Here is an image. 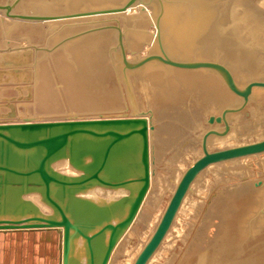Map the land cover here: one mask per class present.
<instances>
[{
    "label": "rangeland",
    "instance_id": "obj_1",
    "mask_svg": "<svg viewBox=\"0 0 264 264\" xmlns=\"http://www.w3.org/2000/svg\"><path fill=\"white\" fill-rule=\"evenodd\" d=\"M14 1L0 0V4H11ZM92 1L19 0L11 13H67L116 3L113 2L114 0H97L99 4L89 3ZM150 1L151 4L147 6L148 14L140 11V4L138 5L140 8L133 6L125 13L98 15L94 18L84 16L59 21L20 19L11 17L6 14V10L0 9V244L5 242L11 248L18 245L24 258L23 261L19 250H10L8 252L10 264H64L63 232L68 228L67 223H69L71 242L69 264H94V261L95 264H133L160 221L177 186L176 181L178 182L184 171L203 154L201 147L203 134L211 127L223 128V124H209L207 122L209 116L220 114L225 107L239 105L242 102V98L228 88L215 70L183 69L155 63L161 69L168 68L172 71H213L221 83L219 84L227 89L228 93L230 92L229 95L234 96L231 97V102L221 107V111L201 106L203 109L195 117L185 118V114L191 112V104L189 105L186 98L189 96L191 103L196 102L194 92L186 94L184 108L179 110V106L174 102L171 103L170 100L167 102L165 98L168 86L165 83L168 81L165 75L168 72L162 76L156 73L152 75V80L147 78L146 82H154L152 86L165 87L163 93L158 94L161 98L160 96L154 98L152 88L149 87L151 83L146 85L144 82L146 78L143 79L140 72L143 68L130 71L129 80L135 105L140 110H153L152 118L146 115L149 126L153 123L154 128L148 130L150 181L145 192L142 189L145 185L143 178L147 173V165L144 162L143 138L134 134L132 137L119 140L116 133H129V129L123 126L121 128L118 124L111 125L99 121L83 122L72 128L59 125L33 130L7 125L8 122H21V114H35L43 119H66L69 112L96 113L108 108L130 107L128 90L122 75L118 31L115 28L105 27L76 39L66 40L67 42L65 39L90 28L119 25L125 32L126 47L138 51L136 56L128 52L129 59L142 57L154 50L159 51L157 35L153 33L157 31L155 20L160 10V3L158 0ZM192 1L163 0L167 10L163 22L164 30L165 26L167 28L170 23L176 22L178 16L192 15L190 13L193 8H203L202 11L214 9L224 15V19L227 15H231L232 19L241 20L243 24L240 26V34L245 38L252 35L253 28L259 27L256 17L260 16V19H264V5L259 0L201 2L196 0L193 3ZM247 2L250 3L248 9L244 7ZM174 5H178L181 10L179 13H176ZM208 18L210 16L206 20ZM176 28L175 31L180 27ZM263 30L262 28L264 34ZM168 33L169 42L175 43L182 38L181 32L177 31L174 38L170 35L173 31L168 29ZM256 38L250 40V43L256 47L259 59L264 52V43L258 40L260 37ZM76 40L82 43L74 48L72 42ZM163 42L173 58L211 59L227 65L234 73L240 87L246 86L252 80H264V74L243 78L242 71L238 75L226 60L219 57L175 55L174 51L168 49L169 43L164 36ZM32 45L52 50L36 49ZM25 46H31L27 48L28 52L21 50L20 53L12 49ZM198 47L196 44L191 49L196 51ZM102 71L108 76L99 78L101 80L97 88L92 76ZM257 89L264 88L257 87L254 91ZM249 104L245 108L247 110L228 115L231 125H234L232 132L242 123L237 116L248 117L252 112ZM14 109L16 115L12 116L10 114ZM161 109H165V114L159 113ZM263 109L264 107L262 111ZM127 111L128 117L134 116L131 108ZM263 113L258 114V118H261ZM229 135L211 136L210 149L229 147L230 145H224L232 140L233 137L229 138ZM260 136L264 137V133L259 136L251 135L252 138L249 136L248 139L245 137L246 139H242L241 143L260 139ZM57 139L61 140L55 141ZM114 141L116 143L106 161L107 148ZM135 141L136 143H133ZM125 147L130 149L124 151L125 153L120 152V149ZM126 153L129 155H125ZM258 155L213 164L204 170L195 181L196 184L193 183L192 191L187 195L170 231L149 263L264 264V186H254L255 182L264 181V153ZM109 161L111 164H108ZM98 172L102 180L118 185H107L100 179L93 178ZM246 186L248 189L258 190L259 193L250 190L244 192ZM93 189L95 191L91 192ZM246 194L252 200H246ZM240 195L245 198L237 200L236 197ZM137 196L140 201L137 211L134 212L133 204ZM234 201L236 206H239L240 212L235 211L237 208H232ZM49 221L57 223L58 226L42 227ZM121 222H125L126 225L115 233V241L108 258L107 246L114 227L105 230L103 234L105 238L102 235L95 238L93 246L97 254L92 256L87 236L90 238L95 236L104 225L117 226ZM79 232L83 234L80 235ZM99 238L103 239L99 240L103 242V247L98 241ZM163 245L167 246L161 254Z\"/></svg>",
    "mask_w": 264,
    "mask_h": 264
},
{
    "label": "water",
    "instance_id": "obj_2",
    "mask_svg": "<svg viewBox=\"0 0 264 264\" xmlns=\"http://www.w3.org/2000/svg\"><path fill=\"white\" fill-rule=\"evenodd\" d=\"M160 3V10L159 13L156 15V26L158 28L157 32V42L159 45V51H151L147 53L146 55L136 58L135 59H129L128 58V52H130L133 55H137L138 51L137 49H128L124 42V36L125 32L123 31L122 27L119 25H107V26H99L87 29L83 32H80L78 34H75L73 36L67 37L65 41L73 40L78 37H81L82 35L96 32L101 30L105 27L115 28L118 31V45L120 49L121 54V61H122V75L125 82V85L128 90L129 97H132V101H130V107L126 106L123 109H113L108 108L104 109L102 111L98 112H69L67 114L66 119H43L41 117L33 115H20L21 122L13 123L8 122L7 125L12 126H20L24 129H37L41 127H55V126H67L69 128H72L75 125H78L83 122H92V121H99L104 122L107 124L115 125L118 124L119 127L123 126L124 128L128 130V134H121L116 133L115 135L118 136V139L128 138L132 137V135H141L142 141H143V149H144V162L147 165V173L146 176L143 178V182L145 185L143 186L142 191L145 192L149 181V168H148V130L149 128L153 129L154 125L153 123L150 124L146 119V115H149L151 118L153 117V110H140L135 105V98L133 94V89L129 80V74L130 71L133 70H139L147 65H166L176 68H183V69H199V68H205V69H212L215 70L224 80L228 88L237 96L242 98V102L239 105L235 106H227L225 107L220 114H212L209 116L207 122L211 125L214 124H223V128L217 129L214 127H211L205 131L202 137L201 147L203 154L199 156L193 163L190 165L182 174L180 180L177 183V186L170 198V201L161 216L160 221L158 222L153 234L149 238V240L145 243L139 254L137 255L135 261L133 264H148L151 258L154 256V254L157 252L161 244L163 243L165 237L167 236L168 232L170 231L177 214L179 213L187 195L190 191H192V185L193 183L198 179V177L201 175V173L206 170L209 166L225 161L235 160L243 157H249L253 155H258L261 153H264V137H261L260 139L249 141L245 143H239L237 145L229 146L222 149H216L211 150L209 145V140L211 136H226L228 135L232 130V125L229 120L228 115L235 112H240L246 108L248 105L251 96L253 94L254 88L257 87H263L264 88V80H252L250 81L246 86L240 87L235 77L230 70V68L215 60L211 59H176L169 55L167 52L164 42H163V36L161 34V28L163 26V17L165 15V5L163 3V0H158ZM19 2V0H15L11 4H0L1 10H6V14L11 17H16L20 19H27V20H35V21H59L63 19H69V18H78V17H94L98 15H108V14H116V13H124L127 11L130 7L141 4L140 11H145L147 9V6L151 4L150 0H120L116 3L104 6V7H87L84 9L75 10L72 12L67 13H53V14H14L11 13V10L13 7ZM66 41V42H67ZM36 49H45L46 51H51L52 49L49 48H40L35 45ZM31 46H25V47H16L12 48L13 50L20 51L25 50L28 52L27 48ZM1 89V87H0ZM1 99V97H0ZM132 109L134 116L128 117V111L129 109ZM12 116L16 115L15 109L11 112ZM97 118H96V117ZM6 126V125H5ZM127 133V132H126ZM114 135V134H113ZM114 135V136H115ZM61 139H57L55 141H59ZM115 141L108 146L107 148V154H105V158L107 161V157L109 156V153L113 146L115 145ZM41 172V169H39ZM93 178L100 179L102 183H105L107 185H118L113 184L111 182H106L102 180L99 177V172L95 173ZM254 186H264V181L260 180L259 182H255ZM254 193L252 194V196ZM249 199V198H246ZM251 199V198H250ZM140 198L139 196L136 197V202L133 204V211L136 212L138 205H139ZM68 228L63 232L64 234V251H65V259L64 264H69V252L71 251V242H70V230H69V223H67ZM126 225L125 222L119 223L117 226L115 225H104L98 233L93 236L89 237L87 236V239L89 240V248L91 250L92 256L94 254H97V252L94 249L93 241L95 238H98L99 236L103 235L105 233V230L107 228H113L114 232L111 236L107 249V258L110 254V251L114 244V237L117 230ZM58 224L52 221H49L48 224L42 225L44 228H50V227H57ZM60 229V228H58ZM105 258V259H107ZM97 259V258H96ZM95 260V259H93ZM106 261V260H105ZM95 264V261H94Z\"/></svg>",
    "mask_w": 264,
    "mask_h": 264
},
{
    "label": "bare ground",
    "instance_id": "obj_3",
    "mask_svg": "<svg viewBox=\"0 0 264 264\" xmlns=\"http://www.w3.org/2000/svg\"><path fill=\"white\" fill-rule=\"evenodd\" d=\"M83 1V0H82ZM103 1V0H102ZM120 0H114L113 2H117ZM190 1V0H189ZM192 1V0H191ZM194 2L196 0H193ZM192 1V3H193ZM204 0H198V2H201ZM237 1V0H236ZM236 1H234L235 3H237ZM263 5H264V0H259ZM99 4V1L97 0H93L92 2L89 3H97ZM235 3L233 4L235 6ZM253 3V2H252ZM260 3V4H261ZM247 5H245L244 7H246V9H248L250 4L249 2L246 3ZM257 4V3H256ZM254 3V5H256ZM138 5L140 4H136L134 6H136L135 8H140ZM244 5V4H243ZM234 6L232 7V9L234 8ZM133 7V6H132ZM175 7V11L176 13L180 12L181 10H179L178 5H174ZM229 7V6H228ZM243 7V6H242ZM261 7V6H260ZM99 8V7H98ZM148 8V7H147ZM184 9H186L185 7H183ZM237 8V7H235ZM130 10L132 9L131 7L129 8ZM128 9V10H129ZM168 9V8H167ZM203 9V8H202ZM202 9H194L193 11H195V13H192L193 11H191L190 14L192 15H187V16H178L176 18V22L178 24H176V22L174 21L173 23L169 24V27L166 28L165 26V30L162 26L161 28V34L162 36L165 37V40L167 43L166 46L168 47V49L171 51H174L175 55L181 56V57H192L191 55H196V57H202V58H211V57H219L221 59H224V61L226 60L231 66V68H233L237 74L239 75V73L242 71L243 74V78L247 79L250 76L253 77L252 75H263L264 74V52L263 54H261V57H257V49L256 47L250 43V40L252 41L253 38L256 37H260L258 40H262V42L264 43V34L262 33V28L264 29V19H260L259 17H256V20L258 22V27L257 29H252V35L245 38L243 34L241 33V28L240 26H242L243 22H241V20L239 19H232L229 15L226 16V20L224 19V15L220 14V12H218V10H214V9H209L211 10V12L208 11H202ZM127 10V11H128ZM129 10V11H130ZM262 10V9H260ZM259 10V11H260ZM125 11V12H127ZM128 11V12H129ZM166 8H165V15H167L166 12ZM213 11V12H212ZM231 11V10H230ZM256 11V10H255ZM258 11V10H257ZM264 11V10H263ZM124 12V13H125ZM141 12H146V14H148V10L146 9L145 11H141ZM256 13V12H255ZM258 13V12H257ZM256 13V14H257ZM150 14V13H149ZM259 14V13H258ZM263 14V13H261ZM164 15V17H165ZM248 15V14H247ZM260 15V14H259ZM210 16L211 19L210 21L206 18ZM246 16V14H245ZM251 16V15H250ZM253 17H255L254 15H252ZM164 17H163V22H164ZM87 18V17H86ZM91 18V17H90ZM94 18V17H93ZM244 18V17H243ZM263 18H264V14H263ZM93 22V21H92ZM91 23V22H90ZM175 23V24H174ZM180 23V24H179ZM257 24V23H256ZM255 25V24H254ZM157 27V26H156ZM176 27H180L178 28V32H181V39H179V41L177 40L175 43L173 41H168L167 37H168V29L170 31H173V34H170L172 36V38H174L175 34L177 31H175L177 28ZM252 28V26H251ZM180 29V31H179ZM175 31V32H174ZM158 32V28L157 31H155L153 33V35H157ZM264 32V30H263ZM172 33V32H170ZM257 34V35H256ZM250 35V34H249ZM263 35V36H262ZM174 36V37H173ZM179 36V35H178ZM262 36V37H261ZM262 38V39H261ZM257 39V38H256ZM255 39V40H256ZM172 40V39H170ZM256 42V41H255ZM261 42V41H260ZM74 45L73 47L75 48L78 44L82 43L79 41H73L72 42ZM86 43V42H85ZM198 44V49L196 51H193L191 49V47H193L194 45ZM261 44V43H260ZM263 45V44H261ZM264 46V45H263ZM87 49V48H86ZM92 50V49H91ZM178 53H175L177 52ZM188 59V58H187ZM225 62V63H227ZM76 64V63H75ZM66 67V66H65ZM85 71V69H84ZM142 76L144 77L143 79L146 78V80H144L145 84L148 85L149 83H151V81L146 82L147 78H152V75L158 73L159 75H165V73H167L165 76L167 78L168 81H166L165 83L168 85L167 86V92H166V101L169 102L172 101L171 103L174 102L175 105L179 106V110L180 108L183 110V106L185 104H183L185 101L184 99L186 98V94H190V92H194L193 94H195V101L194 103H191V99L188 96L186 100L190 106L191 112L190 113H186L185 114V118H188L189 116H193L195 117V115L201 111V109H203L201 106H205L206 108H211L214 109L216 111H218L220 109L221 111V107L226 104L227 102H229L233 96V94L230 96L229 93L226 91L227 89H224L220 84V81L216 75V73H214L213 71H205V70H194V71H184V70H180V71H172L171 69L165 68V69H161V67L159 68L157 65H147L145 67H143V69L140 71ZM234 72V71H233ZM101 74V75H100ZM169 74V75H168ZM218 74V73H217ZM234 74V73H233ZM94 75V74H93ZM110 75V74H109ZM106 78L108 75L107 73H96L95 76H92L93 78V83L96 84L95 87L99 88V84L101 79L99 78ZM89 77V76H88ZM169 78V79H168ZM242 78V79H243ZM97 79V81H96ZM239 79V78H238ZM149 80V79H148ZM152 80V79H151ZM156 81V80H154ZM241 81V80H240ZM99 82V84H98ZM148 83V84H147ZM154 83V82H152ZM150 84L149 87L152 88V92H153V96L155 97H159L161 94V92L163 93V89H165V87L163 85L160 86V88H157L155 86H152L153 84ZM220 83V84H219ZM89 84V83H88ZM156 84V83H155ZM223 85V84H222ZM101 90V89H99ZM191 92V93H192ZM104 93V92H103ZM168 93V95H167ZM193 96V95H192ZM194 97V96H193ZM153 98V99H154ZM161 98V96H160ZM165 98L163 97V100H165ZM234 98V96H233ZM128 99L130 101H132V97H129L128 94ZM194 99V98H193ZM199 103H198V102ZM231 102V101H230ZM196 103V104H195ZM249 104V103H248ZM182 106V107H181ZM199 106L201 108H199ZM186 107V106H185ZM264 107V89L263 90H256L253 92L251 99H250V104H249V108L252 112H250L248 117H244V115H235V117H240L238 119H240L242 121V123L240 124L239 128L237 130H234V132H230L229 135L232 138V140L228 143H225L224 145H235L238 143L243 142V140H245L247 137L251 135H260L264 133V109L262 111V108ZM176 109V108H175ZM162 110V109H161ZM172 110V109H170ZM174 110V107H173ZM172 110V111H173ZM181 110V111H182ZM247 110V109H245ZM164 111V112H163ZM215 111V112H216ZM165 109H163L162 111H159V113H161L162 115L165 114ZM170 112V111H169ZM249 112V111H248ZM211 113V112H210ZM214 113V112H212ZM242 113V112H241ZM247 113V112H246ZM263 113V115H261V118H258V114ZM245 114V113H243ZM160 115V114H159ZM161 116V115H160ZM184 117V116H183ZM198 117V116H197ZM234 117V116H233ZM255 117H257L256 119H254ZM263 117V118H262ZM180 119V118H179ZM185 120V119H184ZM204 120V119H203ZM190 121V120H189ZM233 121V120H232ZM186 122V120H185ZM85 123V122H84ZM180 123V122H179ZM189 123V122H188ZM235 123V122H234ZM233 123V124H234ZM192 124V123H191ZM234 126V125H232ZM91 127V126H90ZM111 128H114L112 126H110ZM103 128V127H102ZM123 128V127H121ZM160 128V127H159ZM185 128V127H184ZM233 128V127H232ZM74 129V128H73ZM107 129V127H106ZM109 129V126H108ZM116 129V128H115ZM126 129V127H125ZM91 130V129H90ZM102 130V129H101ZM105 130V129H104ZM121 130V129H120ZM89 131V130H88ZM94 133V132H93ZM99 133V132H98ZM97 133V134H98ZM106 133V132H105ZM110 133V132H109ZM95 134V133H94ZM104 134V133H103ZM90 135V133H89ZM93 135V134H92ZM110 135V134H109ZM94 136V135H93ZM140 136V134H139ZM95 137V136H94ZM98 137V136H97ZM100 137V136H99ZM98 137V138H99ZM103 136H101L102 138ZM138 137V136H137ZM246 137V138H245ZM261 137V136H260ZM96 138V137H95ZM101 138L99 139V141L101 140ZM134 138V136H133ZM228 138V137H227ZM225 138V139H227ZM239 138V139H238ZM103 139V138H102ZM135 139V138H134ZM212 139V138H211ZM243 139V140H242ZM248 139V138H247ZM128 140V139H127ZM137 140V139H136ZM215 140V139H214ZM228 140V139H227ZM126 141V140H125ZM130 141V140H128ZM133 141V140H132ZM131 141V142H132ZM223 141V140H222ZM247 141V140H246ZM97 142V141H96ZM221 142V141H218ZM127 143V142H126ZM133 143H136L133 142ZM223 143V142H222ZM132 144V143H131ZM129 145V144H128ZM130 146V145H129ZM132 146V145H131ZM137 146V145H135ZM134 146V147H135ZM122 148V147H121ZM129 148H123L120 149V152H126L127 150H129ZM132 149V148H131ZM184 149V148H183ZM119 151V150H117ZM124 152V153H125ZM137 152V151H136ZM101 153V152H100ZM129 153V152H128ZM107 154V153H106ZM116 154V152H115ZM118 155V154H117ZM123 153H122V157H123ZM125 155H129V154H125ZM100 156V155H99ZM98 156V158H99ZM259 156V155H258ZM255 158V156H254ZM260 158V157H259ZM261 159L263 160L262 156ZM115 160V159H114ZM97 161V160H96ZM113 161V160H112ZM259 161V160H258ZM257 161V162H258ZM256 162V161H255ZM262 162V161H260ZM104 163V162H103ZM253 163V162H252ZM259 163V162H258ZM108 164H111L110 161ZM135 164V163H134ZM236 165V164H235ZM234 165V166H235ZM239 165V164H237ZM260 165V164H259ZM101 166V165H100ZM252 166V165H251ZM264 166V164H263ZM263 166L261 168L263 169ZM103 169V168H102ZM120 169V168H119ZM101 171V170H100ZM89 172V171H88ZM106 172V171H104ZM110 172V171H109ZM100 173V172H99ZM102 173V172H101ZM122 173V172H121ZM112 175V174H111ZM86 176V174H85ZM84 176V177H85ZM179 176V175H178ZM204 176V174H203ZM82 177V176H81ZM179 179V178H178ZM177 180V179H176ZM179 181V180H178ZM176 183H178L176 181ZM200 183V182H199ZM194 184H196V182H194ZM126 185V184H125ZM123 186V185H122ZM121 186V187H122ZM135 186V185H134ZM172 186V185H171ZM175 186V185H174ZM195 186V185H194ZM245 186V185H244ZM118 187V186H117ZM118 187V188H121ZM133 187V186H132ZM131 187V188H132ZM137 187V186H136ZM193 187V186H192ZM263 188V187H262ZM134 189V188H133ZM136 189V188H135ZM175 189V188H174ZM193 189V188H192ZM258 189V188H257ZM260 189V188H259ZM129 190V189H128ZM242 190V189H241ZM248 190L250 191H257L254 188L253 189H248V186H246V191L244 192H248ZM262 190V189H261ZM81 191V190H80ZM79 191V192H80ZM95 190L93 189V191L91 190V192H94ZM97 191V190H96ZM119 191V190H118ZM125 191V190H124ZM130 191V190H129ZM90 192V191H89ZM99 192V190H98ZM102 192V191H101ZM100 192V193H101ZM254 192V193H255ZM75 193V192H74ZM81 193V192H80ZM134 193V192H132ZM250 193V192H249ZM259 193V192H258ZM257 193V194H258ZM79 194V193H78ZM93 194V193H92ZM135 194V193H134ZM89 195V194H88ZM108 195H110L108 193ZM189 195V194H188ZM247 195V194H246ZM245 195V196H246ZM250 195V194H249ZM93 196V195H92ZM95 196V195H94ZM240 195V197H236L237 200H242L243 198H245L244 196ZM111 197V195H110ZM188 197V196H187ZM252 197V196H251ZM113 198V197H112ZM248 198V195H247ZM97 199V198H96ZM104 199V198H103ZM102 199V200H103ZM233 199V198H232ZM246 199V198H245ZM81 200V199H80ZM101 200V201H102ZM246 200H252V199H246ZM111 201V200H110ZM245 201V200H244ZM264 201V200H263ZM104 202V201H103ZM102 202V203H103ZM240 202V201H239ZM250 202V201H249ZM133 203V202H132ZM242 203V201H241ZM248 203V202H247ZM86 204V203H85ZM98 204V203H97ZM100 204V203H99ZM116 204V203H115ZM120 204V203H119ZM244 204V203H243ZM242 204V205H243ZM232 208H237V210L235 209V211H241L239 210V206H236L237 204H235V201L232 202ZM100 206V205H99ZM123 206V205H122ZM107 207V205H106ZM131 207V205H130ZM243 207V206H242ZM123 208V207H122ZM246 208V207H245ZM125 210V209H124ZM245 210V209H244ZM100 211V210H99ZM103 211V210H102ZM101 211V212H102ZM109 211V210H108ZM111 212V211H110ZM180 212V211H179ZM237 213V212H236ZM263 213V212H262ZM102 214V213H101ZM103 216V215H102ZM104 218V217H103ZM102 218V219H103ZM158 218V217H157ZM232 218V216H231ZM101 219V218H100ZM233 219V218H232ZM236 220V218L234 219ZM109 221V220H108ZM103 223V220H102ZM262 223V222H261ZM106 232V231H105ZM91 233V232H90ZM80 234V232H79ZM83 234V233H81ZM80 234V235H81ZM217 234V232H216ZM104 236V235H102ZM217 237V236H216ZM103 238V237H101ZM99 238V240H103ZM105 238V236H104ZM215 238V235H214ZM215 240V239H214ZM213 240V241H214ZM94 242V241H93ZM96 242V241H95ZM100 242V241H99ZM168 242V241H167ZM101 243V242H100ZM103 243V242H102ZM102 243L100 245H102ZM165 244V243H164ZM167 244V243H166ZM96 246V245H95ZM167 245H163V247L161 248V254H162V250L166 247ZM103 247V245H102ZM101 247V248H102ZM105 247V246H104ZM97 250V249H96ZM159 250V249H158ZM98 251V250H97ZM99 252V251H98ZM158 252V253H160ZM158 257H160V255ZM155 255V254H154ZM156 257V256H155ZM179 260V257H178ZM186 261V260H185ZM150 264V263H149ZM178 264V263H176Z\"/></svg>",
    "mask_w": 264,
    "mask_h": 264
},
{
    "label": "crops",
    "instance_id": "obj_4",
    "mask_svg": "<svg viewBox=\"0 0 264 264\" xmlns=\"http://www.w3.org/2000/svg\"><path fill=\"white\" fill-rule=\"evenodd\" d=\"M11 247L6 244L5 242H1L0 244V264H10V262H8V258H9V251L10 250H19L20 252V255H21V258L23 259L24 261V258H23V254H21V249L19 248V246L17 245V247H14V248H11ZM25 263V262H24Z\"/></svg>",
    "mask_w": 264,
    "mask_h": 264
}]
</instances>
